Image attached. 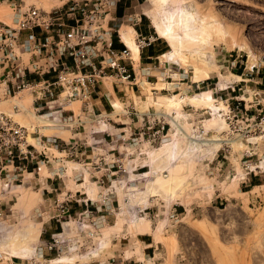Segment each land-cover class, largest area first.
I'll list each match as a JSON object with an SVG mask.
<instances>
[{
    "label": "rangeland",
    "instance_id": "rangeland-1",
    "mask_svg": "<svg viewBox=\"0 0 264 264\" xmlns=\"http://www.w3.org/2000/svg\"><path fill=\"white\" fill-rule=\"evenodd\" d=\"M65 1L0 0V23L78 1L52 28V47L90 45L109 59L110 35L122 43L133 27L141 61L125 47L120 62L137 80L107 69L88 99L60 90L40 111L29 91L0 95L37 156L0 173V264H264V0ZM174 9L226 35L162 58L171 47L149 16ZM207 91L216 111L191 101Z\"/></svg>",
    "mask_w": 264,
    "mask_h": 264
},
{
    "label": "built area",
    "instance_id": "built-area-1",
    "mask_svg": "<svg viewBox=\"0 0 264 264\" xmlns=\"http://www.w3.org/2000/svg\"><path fill=\"white\" fill-rule=\"evenodd\" d=\"M78 9H82L78 1L73 2L67 10L58 8L49 13L37 8H29L27 11L20 8L14 14L13 25L0 23V95L8 98L17 92L29 91L33 94L35 103L43 104L46 108L58 96L60 90V96L67 92L69 98L82 96L88 99L92 90L99 85L100 78L106 75L107 69L122 82L131 83L133 74L128 66L120 62L121 57L118 54H112L113 57L109 59L103 56L104 60H100L99 53L90 45L77 48L75 44L63 45L60 42L57 43V49L52 47L53 37L49 35L52 28L56 25L64 26L66 14ZM36 29L47 34V37H22L23 32H34ZM74 31L72 28V32ZM22 54L31 55L28 63L24 61ZM68 54L75 61L74 67L67 66L63 61ZM96 57L99 67L95 64ZM88 68L92 70H87ZM32 73L40 77L53 73L56 75L53 79L41 78L31 81L28 74ZM197 86L199 87V84ZM256 96L263 97L264 91L256 92ZM262 101L264 102V97ZM259 126L264 131V116ZM28 131L21 125L13 124L0 111V173L10 163L14 166L16 158L27 161L37 158L29 148L34 146L28 142ZM14 169L24 171L26 167L19 165L14 166ZM2 217L3 213L0 211V219Z\"/></svg>",
    "mask_w": 264,
    "mask_h": 264
},
{
    "label": "bare ground",
    "instance_id": "bare-ground-1",
    "mask_svg": "<svg viewBox=\"0 0 264 264\" xmlns=\"http://www.w3.org/2000/svg\"><path fill=\"white\" fill-rule=\"evenodd\" d=\"M163 1L166 6L168 0ZM149 17L152 19L153 26L157 31L158 36L165 39L171 47V50L166 54H163L162 58H167L171 55L179 56L181 52H185L183 51V49H188V47L191 46L208 45L215 34L221 37L226 35L224 28L220 24L216 26V22L209 21V18L207 16H196L194 13H191L190 10L187 9H184L182 11H176L175 9L173 11H167L164 13L163 18H160L158 13L150 15ZM179 29H181L182 33L178 32L180 31ZM122 41L128 49L133 62L135 61L136 63H140L141 50L136 40L135 30L133 28H130L127 31L123 32ZM196 49L199 50L200 48ZM208 62L209 63L207 64L210 65V60ZM197 71L201 72L200 69H197ZM207 75L209 76V74ZM170 100L172 103H179L175 101L173 97H171ZM191 101L193 103H200V105L203 104L211 111L217 110V107L215 106L216 99L211 91H207L200 95H197L196 97L192 98ZM219 117L220 116H218L217 119H219Z\"/></svg>",
    "mask_w": 264,
    "mask_h": 264
},
{
    "label": "crops",
    "instance_id": "crops-1",
    "mask_svg": "<svg viewBox=\"0 0 264 264\" xmlns=\"http://www.w3.org/2000/svg\"><path fill=\"white\" fill-rule=\"evenodd\" d=\"M68 2H69V0H66L63 4H62V7L63 8H65V6L68 4ZM60 8H61V6H59ZM58 7V8H59ZM33 8H35V7H33ZM55 9V8H54ZM57 9V8H56ZM24 11V10H23ZM25 11H27V10H25ZM53 11V9H51L50 10V12H52ZM124 26H122L121 27V29L123 28ZM128 27V26H127ZM133 28V27H132ZM153 28H154V26H153ZM121 29L119 30V34H120V31H121ZM134 29V28H133ZM135 30V29H134ZM156 31V30H155ZM135 33H136V30H135ZM31 35H35V36H37L38 38H45V37H47V34H45V33H43V32H41V30H39V29H36L34 32H30V31H26V32H23L22 33V37L23 38H27V37H30ZM114 35L115 34H112V35H110V37H109V39H108V43H107V45L108 46H110V47H113L114 48V50H111L110 49V51H111V53L112 54H118L119 56L120 55H124L125 54V51H126V48H124V47H126V46H124L125 44L123 43V41H122V38H121V35H120V38H121V41H122V43L124 44H122V43H120V40H114ZM159 38H161V37H159ZM167 42V41H166ZM169 45V44H168ZM124 46V47H123ZM169 52V51H168ZM166 54V53H165ZM27 55H29V59L31 58V55L30 54H22V56H23V59H24V61L26 62V56ZM99 55V54H98ZM103 56H105V53H103L102 54ZM143 55V54H142ZM163 55H161V57H162ZM161 57H158L157 55H148L147 56V59H150V60H155V58H161ZM100 60H101V58H100ZM99 61V60H98ZM29 62V61H28ZM65 62H67V60L65 61ZM27 63V62H26ZM97 65V67H99V64H96ZM131 71H134V73H135V80H137V72H136V69H135V67L133 66V68H129ZM87 70H92L91 68H88ZM142 70H144L143 71V73L144 74H147L148 72H147V69H142ZM148 74H150V73H148ZM151 75V74H150ZM240 77V76H239ZM41 78H45V79H53L54 77L52 76V75H50V74H47V75H44V76H42V77H40L38 74H34V73H32V74H28V79L29 80H31V81H34V80H36V81H38V80H40ZM0 81H1V78H0ZM132 90H133V88H132ZM93 104L94 105H96L98 108H99V105H100V103H101V101H97L96 99H93ZM34 107L36 108V110H41V109H44L45 107H43V104H40V103H35V101H34ZM1 111V110H0ZM45 130H54V131H58V130H61V129H59L57 126H55V125H53V124H51V123H49V124H47L46 125V127L44 128ZM38 132H40V129L38 128ZM35 141H36V139L35 138H33ZM146 173V172H145Z\"/></svg>",
    "mask_w": 264,
    "mask_h": 264
},
{
    "label": "trees",
    "instance_id": "trees-1",
    "mask_svg": "<svg viewBox=\"0 0 264 264\" xmlns=\"http://www.w3.org/2000/svg\"><path fill=\"white\" fill-rule=\"evenodd\" d=\"M119 40V36L117 34L114 35V40ZM124 47V46H123ZM125 48V47H124Z\"/></svg>",
    "mask_w": 264,
    "mask_h": 264
}]
</instances>
